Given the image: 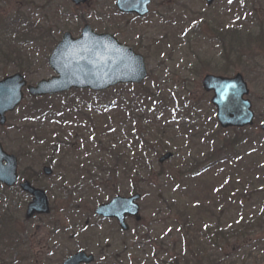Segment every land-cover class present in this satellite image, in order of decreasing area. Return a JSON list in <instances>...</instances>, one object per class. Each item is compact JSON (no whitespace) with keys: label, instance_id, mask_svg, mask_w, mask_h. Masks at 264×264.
Here are the masks:
<instances>
[{"label":"rangeland","instance_id":"1","mask_svg":"<svg viewBox=\"0 0 264 264\" xmlns=\"http://www.w3.org/2000/svg\"><path fill=\"white\" fill-rule=\"evenodd\" d=\"M231 1L154 0L139 19L121 15L115 0L78 8L69 0H0V80L22 73L35 86L51 78L53 48L67 32L78 37L85 24L134 48L148 70L138 89L116 87L102 97L70 92L43 100L25 92L0 127V141L18 157L21 180L25 171L46 191L52 212L27 219L31 198L0 186L9 234L0 264H62L80 249L95 254L96 264H264V196L256 193L264 186V136L257 129L264 119V0H249L245 20ZM238 73L249 86L256 125L223 130L201 82L207 74ZM136 90L140 101L129 117L115 105L100 107ZM146 93L152 102L144 101ZM43 105H51L48 113L25 117L27 108ZM54 107L64 112L59 120L51 118ZM111 146L130 162L129 172L120 165L110 174ZM135 147H148L142 161ZM166 152L174 157L160 164ZM193 160L198 171L206 168L198 177L186 172ZM44 166L52 176L42 174ZM135 191L142 195V221H130L128 233L95 219L101 200Z\"/></svg>","mask_w":264,"mask_h":264},{"label":"water","instance_id":"2","mask_svg":"<svg viewBox=\"0 0 264 264\" xmlns=\"http://www.w3.org/2000/svg\"><path fill=\"white\" fill-rule=\"evenodd\" d=\"M76 5L87 0H71ZM152 0H116L117 8L124 14H137L143 17L148 14ZM214 0H207L210 5ZM49 65L55 76L43 80L36 86H28L21 74L6 77L0 81V125L6 124V114L13 112L23 101V89L32 97L58 95L72 89L104 91L119 84H141L147 77L145 59L134 50L118 42L110 34H97L89 25L81 31L79 38L70 33L49 57ZM206 92H213L211 103L217 109V120L222 128H244L253 125L254 113L252 104L245 97L249 89L241 74L233 78L206 75L202 81ZM264 130V123L262 125ZM172 154L164 155L159 162L170 160ZM18 160L16 156L5 152L0 143V183L12 187L18 180ZM47 176L51 168H44ZM23 191L34 199L29 204L27 218L35 214H49V200L46 193L32 187L28 182L21 185ZM140 195L130 198L117 196L110 202L100 205L95 214L105 219H117L123 230H128L127 217L140 221ZM93 256L79 252L68 258L64 264H91Z\"/></svg>","mask_w":264,"mask_h":264},{"label":"trees","instance_id":"3","mask_svg":"<svg viewBox=\"0 0 264 264\" xmlns=\"http://www.w3.org/2000/svg\"><path fill=\"white\" fill-rule=\"evenodd\" d=\"M247 2H248V0H245V4H247ZM25 23V22H24ZM27 25V24H26ZM6 27V26H5ZM27 35V34H26ZM122 88H124V86L122 87ZM133 88H139V86H134V87H132V89ZM137 91V90H136ZM82 94H87V95H89L88 94V92H81ZM131 94H129V95H127V96H123L121 99H118V102H119V105H120V109H122V111H123V114L124 115H132V113H134V111L137 109V107H138V103H139V101H140V97H139V95H140V93L137 91V93L136 94H134V92H130ZM92 94V93H91ZM105 94V93H104ZM104 94H100L101 95V97L102 96H104ZM124 93H122V92H120V95L122 96ZM92 95H96V94H92ZM99 95V96H100ZM143 99H144V101L146 102V103H150V102H152V100L153 99H150V95L149 94H145V96L143 97ZM43 100H49V98H45V99H43ZM101 101V100H100ZM101 108H104L105 106H104V102H103V100L101 101ZM87 104L85 103V106H86ZM51 105H43L42 107H40V106H36V107H29V108H27V110H28V112H27V114H26V116L25 117H28V115L31 117V115H35V117H32V118H36V117H42L43 115H45L46 113H48V111L46 110V109H48L49 107H50ZM66 106V105H65ZM77 104H76V106H75V108H77ZM108 106H109V104H108ZM105 108H107V106L105 107ZM108 109V108H107ZM52 113H54L52 116H51V118H53V119H56V120H59L58 119V117L59 116H61L64 112L61 110V109H59V111H57L56 109H55V107H54V110H53V112ZM28 119L29 118H26V120L25 121H28ZM234 143V142H233ZM139 143H136V145H138ZM235 144V143H234ZM106 150H107V153H108V157L109 158H111V166L109 167V172H110V174L112 173L113 175L114 174H116L115 172L117 171V169L118 168H121L120 167V165L122 166V167H124V169L126 170V171H128L129 172V170H130V162L129 161H126L125 159H124V157L121 155V154H119V151H117L116 150V148H113L112 146L111 147H108V148H106ZM148 152V147L146 148H144V147H142L141 149H138V148H136L135 147V153L134 154H136L135 156L137 157V159H136V161H140L141 159L143 160V155H145L146 153ZM209 157V156H208ZM140 159V160H139ZM141 160V161H142ZM201 164V163H200ZM187 165V170H186V172L187 173H191L192 172V174L195 172V171H197V168H198V166L197 165H199V161H197V160H193L192 162H190V163H187L186 164ZM82 169H83V171L84 172H86V174L87 175H92V170H90V169H88L87 167H84V166H82L81 167ZM196 168V169H195ZM100 169H102L101 167H100ZM25 171H23V176L24 177H26L28 180H30V181H33L32 180V177H30V176H26L25 175ZM85 174V175H86ZM189 176V175H188ZM65 184V179H64V181H63V185ZM176 191H177V189H176ZM101 198H98V202H99V200H100ZM100 202H102V200L100 201ZM79 207V206H78ZM78 207H76V211L79 209ZM70 210V209H69ZM4 216V214L3 215H0V249L1 248H3L2 247V245L4 244L3 242H4V240H7V236H9V234H7V236H6V233H7V227L5 226V223L8 221V219H6L5 217H3ZM6 219V220H5ZM5 236V237H4ZM10 239V238H9ZM2 241V242H1ZM6 242H8V240L6 241ZM10 243H13V241L11 240L10 241ZM18 245H20L19 244V242L18 241H16V244H15V242H14V246L16 247V246H18ZM14 250V249H13ZM1 255H3L2 253H0V256Z\"/></svg>","mask_w":264,"mask_h":264},{"label":"flooded vegetation","instance_id":"4","mask_svg":"<svg viewBox=\"0 0 264 264\" xmlns=\"http://www.w3.org/2000/svg\"><path fill=\"white\" fill-rule=\"evenodd\" d=\"M253 111H254V109H253ZM254 114H255V111H254ZM255 117H256V114H255ZM264 120V119H263ZM262 121H261V123L259 124V126H257V129H261V125H262ZM264 184V183H263ZM256 193H257V195L260 197L261 195H263L264 196V188L262 189V190H258V191H256ZM110 221H112V222H114L115 224H117V221L116 220H110ZM130 221H132V219H127V222L129 223ZM103 222H106V221H103ZM119 228V227H118ZM121 233H122V231H121ZM104 259H106V256H104ZM96 261H97V259H96Z\"/></svg>","mask_w":264,"mask_h":264}]
</instances>
